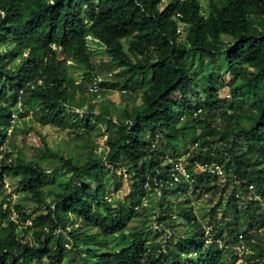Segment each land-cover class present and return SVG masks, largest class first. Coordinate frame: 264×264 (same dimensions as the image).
<instances>
[{
	"label": "trees",
	"instance_id": "16d2710c",
	"mask_svg": "<svg viewBox=\"0 0 264 264\" xmlns=\"http://www.w3.org/2000/svg\"><path fill=\"white\" fill-rule=\"evenodd\" d=\"M162 2L0 0V194L9 178L21 198L0 200V264H264V0ZM17 105L66 128L86 160L45 137L27 157ZM182 156L192 181L170 184ZM204 161L225 175L193 171ZM192 195L217 198L206 224ZM143 215L157 240L127 226Z\"/></svg>",
	"mask_w": 264,
	"mask_h": 264
},
{
	"label": "rangeland",
	"instance_id": "374dc122",
	"mask_svg": "<svg viewBox=\"0 0 264 264\" xmlns=\"http://www.w3.org/2000/svg\"><path fill=\"white\" fill-rule=\"evenodd\" d=\"M168 2V0H163L161 6H163L164 4H166ZM206 0H201V6L203 8L206 7ZM104 51L99 52V54L97 55V60H101V61H108L107 57L105 55H103ZM81 72V69H73L72 70V74H74V76L79 75V73ZM101 75H104V73H100ZM110 98L112 100H114L117 104L119 102V95L117 94L116 90H109L105 96V98ZM103 99V97L99 96L97 99L95 100H101ZM19 105H17L14 110H13V115L14 117H12L14 120L12 122L13 127H17V128H26L28 125L30 126L31 130L27 133L26 136V141L24 142L23 145V150L26 153L27 157L32 156L33 154H36V148H41L43 141H42V137H45L46 143L48 144L49 147L53 148L54 150L57 151H61L63 155L67 156V157H73L75 159H77L79 161V163H82L86 160L87 157V150L85 148H83L80 144V141L78 139H73L69 136V134L67 133L66 128L64 129H60L54 126H50V125H40L39 123L35 122V121H31V115L30 113H28L26 115V117L20 118L17 116V112H19ZM113 113H115L113 111ZM82 114V113H81ZM26 121V123H24ZM30 122V123H28ZM27 124V125H26ZM100 126L102 128H104V124L103 122H100ZM10 129L12 127H9ZM97 138V137H96ZM21 135H18L16 137V143L17 144H21ZM102 139H97L100 142V145L102 146ZM188 142H191V138L188 137ZM14 157V156H13ZM183 158H185L184 156H182ZM194 171V169H193ZM121 186L119 184L118 189L115 192H112L114 195H117L118 197L122 198L123 196H125L128 192V190L130 189V181L127 180V178L125 176H122L121 179ZM5 189L3 191V194H0V200L3 197V195L7 196V200L10 201V205L12 207V205L21 202V198H20V193L17 190V185L14 181H11L9 178H7L5 181ZM112 194V195H113ZM209 195H202L198 198H196L195 196L192 195L191 197V203H192V207L193 209H195V211L197 212L199 219L202 220L203 223H207L208 218L204 217L203 218V214L204 212L208 211L209 208L213 205V203L216 202L217 198H213V200L209 199ZM145 203L147 204L148 208L150 209V212H153V210L155 211L157 208V204H156V200L154 198H152L151 200H145ZM172 206L169 208V211L172 212V214L175 215L174 218V227L176 230L178 231H183L184 227L182 226L181 222H180V217L178 215L182 214V211L177 208L175 206V201H172ZM12 218H16V215H13ZM153 222V217H147L145 215L133 219L130 222L128 221L127 226L128 227H135V228H139V227H147L148 228V232H147V238L148 240H157L158 236L154 231V228H152V223ZM30 235V234H29ZM88 244L87 240H82V244ZM92 245V244H91ZM71 246V244H70ZM242 253V252H241ZM43 264H46L45 262Z\"/></svg>",
	"mask_w": 264,
	"mask_h": 264
},
{
	"label": "built area",
	"instance_id": "2783aa9c",
	"mask_svg": "<svg viewBox=\"0 0 264 264\" xmlns=\"http://www.w3.org/2000/svg\"><path fill=\"white\" fill-rule=\"evenodd\" d=\"M110 75V73H108ZM103 76L101 74H98L94 77L92 84L89 87V90L92 92H96L101 89V83L103 81ZM12 117L14 115L12 114ZM13 118L11 120V124L13 122ZM171 167L169 172V183L170 184H176L180 182L181 180L185 181H192L191 173L189 172V169L186 167L185 161L183 157H176L173 159H170ZM194 171H203L206 172L209 175H215V176H224L225 172L222 168V166L215 162V161H204V162H196L194 165ZM147 186V183L145 184ZM204 228L206 231L210 228L208 225H204ZM242 235H239V238H241ZM237 249L241 252L244 250V245L241 243Z\"/></svg>",
	"mask_w": 264,
	"mask_h": 264
},
{
	"label": "bare ground",
	"instance_id": "6f19581e",
	"mask_svg": "<svg viewBox=\"0 0 264 264\" xmlns=\"http://www.w3.org/2000/svg\"><path fill=\"white\" fill-rule=\"evenodd\" d=\"M89 90V89H88ZM90 91V90H89ZM92 92V91H91Z\"/></svg>",
	"mask_w": 264,
	"mask_h": 264
}]
</instances>
